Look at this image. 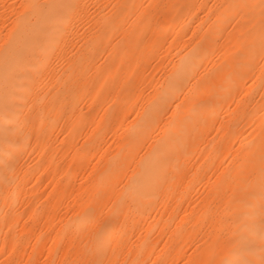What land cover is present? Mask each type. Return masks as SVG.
Listing matches in <instances>:
<instances>
[{"label": "bare ground", "instance_id": "bare-ground-1", "mask_svg": "<svg viewBox=\"0 0 264 264\" xmlns=\"http://www.w3.org/2000/svg\"><path fill=\"white\" fill-rule=\"evenodd\" d=\"M38 224L44 264H264V0H0V264Z\"/></svg>", "mask_w": 264, "mask_h": 264}, {"label": "rangeland", "instance_id": "rangeland-1", "mask_svg": "<svg viewBox=\"0 0 264 264\" xmlns=\"http://www.w3.org/2000/svg\"><path fill=\"white\" fill-rule=\"evenodd\" d=\"M215 58L216 57H213L212 59H215ZM162 72H163V70L160 67H158L157 69L154 70L153 73H155L156 76H160L162 74ZM150 74H152V73L149 72L148 75H150ZM100 155H101V153L99 155H97V157L93 156L91 159H90V157H88L84 160L86 161V160L90 159L88 161L89 164L96 166V164L100 160V158H99ZM66 171L68 173V172H71L74 170H73V167H69ZM72 175H74L72 177L73 184L77 187L83 188L85 186V184L87 183V181L90 180L89 178H90L91 174L89 173V168L84 167V168H81L79 170H76L75 173H72ZM41 186H42L43 191L45 193H47V192L51 191V189L53 187V183H50L49 180L45 178L44 181L41 183ZM76 194H77V190H73V192L66 191L64 194L62 193V195L60 196V200L57 203L56 210L53 213L54 215H57V217L53 215L56 218V220L59 219L58 216L62 212L64 213L66 211V209L69 208L70 211L73 209V198ZM24 217H27L26 212L24 214ZM39 220L42 223L45 222L46 221V214L41 215L39 217ZM38 225H36L34 231H32L30 234H28L27 239H26L25 244H24V247H25L23 250L24 253L22 252L21 258H20L18 264H26L27 261L29 260V257H30L29 255L31 254L32 250H34V252L36 254L35 258L37 259V261L33 262L32 264H44L45 261L48 259L49 256H47V252H48L47 247L44 249H38V246L35 247V236L40 231V225L41 224H38ZM48 241H50V240H48ZM49 243L50 242H48V244ZM174 260H175V262L173 261L174 264H176V263L182 264V262H183V259H177V260L174 259Z\"/></svg>", "mask_w": 264, "mask_h": 264}]
</instances>
